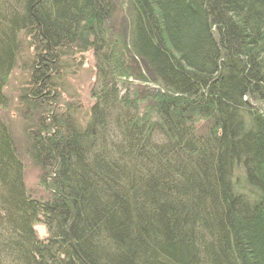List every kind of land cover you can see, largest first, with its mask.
Masks as SVG:
<instances>
[{"label": "trees", "instance_id": "16d2710c", "mask_svg": "<svg viewBox=\"0 0 264 264\" xmlns=\"http://www.w3.org/2000/svg\"><path fill=\"white\" fill-rule=\"evenodd\" d=\"M122 1L126 52L155 84L142 102L114 85L110 0H0V109L27 34L43 89L28 100L42 122L26 149L53 191L27 193L0 119V264H264V0ZM88 49L87 123L45 118L55 56Z\"/></svg>", "mask_w": 264, "mask_h": 264}, {"label": "rangeland", "instance_id": "374dc122", "mask_svg": "<svg viewBox=\"0 0 264 264\" xmlns=\"http://www.w3.org/2000/svg\"><path fill=\"white\" fill-rule=\"evenodd\" d=\"M110 1L113 5V12L105 25L104 38L110 45H113L115 57H122L119 59L123 65V74L113 77L114 85L118 93L136 97L142 102L150 96V89L155 84L149 81L151 74L148 68L137 59L132 61L123 44L129 36L132 19L128 5L122 0ZM33 45L32 37L27 34L20 35L16 64L7 76L2 89L8 104L4 109H0V119L10 129L17 156L23 165V180L27 193L35 199L43 200L49 198L48 195L53 192L44 185V182L48 183L50 177L42 181L43 175L47 172L32 162L26 149L28 131L33 130L38 134L40 127L37 123L42 122L41 113L32 115L30 103H28V100L36 101V98H32L35 90L43 89L40 88L39 83H33L31 77L32 69L34 70L41 64L37 58L43 51L34 49ZM55 58L57 61L50 66L49 75L53 77L52 82L56 93L44 91L46 96L44 99L51 109V112L44 117L47 118L56 113L59 120L68 118L69 123L72 120V124L85 126L90 108L95 102L92 89L97 80L98 61L91 49L69 55L60 54ZM40 106L42 113L48 111L46 105L45 107ZM200 123L202 122L200 121L199 125ZM33 228L39 239L43 240L48 237L49 232L44 224L36 222Z\"/></svg>", "mask_w": 264, "mask_h": 264}]
</instances>
